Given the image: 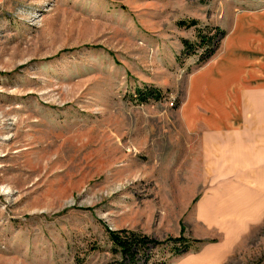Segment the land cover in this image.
Wrapping results in <instances>:
<instances>
[{
	"label": "rangeland",
	"instance_id": "rangeland-1",
	"mask_svg": "<svg viewBox=\"0 0 264 264\" xmlns=\"http://www.w3.org/2000/svg\"><path fill=\"white\" fill-rule=\"evenodd\" d=\"M251 1L0 0V264H116L106 228L196 238L181 40ZM146 87L161 97L137 103ZM201 241L153 258L198 264ZM222 264H264V221Z\"/></svg>",
	"mask_w": 264,
	"mask_h": 264
},
{
	"label": "crops",
	"instance_id": "crops-1",
	"mask_svg": "<svg viewBox=\"0 0 264 264\" xmlns=\"http://www.w3.org/2000/svg\"><path fill=\"white\" fill-rule=\"evenodd\" d=\"M217 26L218 48L190 67L178 106L199 180L177 215L196 224L194 239L213 241L191 255L198 264H222L264 221V0L230 7Z\"/></svg>",
	"mask_w": 264,
	"mask_h": 264
},
{
	"label": "trees",
	"instance_id": "trees-1",
	"mask_svg": "<svg viewBox=\"0 0 264 264\" xmlns=\"http://www.w3.org/2000/svg\"><path fill=\"white\" fill-rule=\"evenodd\" d=\"M180 27H195L198 26V21L191 19L188 21H180ZM224 32L219 27H205L204 29H197L195 41L182 39L181 43L183 49L181 58H188L195 55L198 50H202L198 54L197 64L205 62L212 56L218 48L219 42L223 37ZM161 97L159 89L146 87L136 91L135 100L137 103H147L149 100H158ZM108 240L111 244V251L118 254L120 261L116 264H165V261H156L153 258L155 250L171 245L170 251L174 255H181L192 248V245L202 244L203 241L198 239H188L182 235L176 238L169 237L166 240L160 241L148 235L132 230H110L106 228Z\"/></svg>",
	"mask_w": 264,
	"mask_h": 264
},
{
	"label": "built area",
	"instance_id": "built-area-1",
	"mask_svg": "<svg viewBox=\"0 0 264 264\" xmlns=\"http://www.w3.org/2000/svg\"><path fill=\"white\" fill-rule=\"evenodd\" d=\"M197 56V55H196Z\"/></svg>",
	"mask_w": 264,
	"mask_h": 264
}]
</instances>
